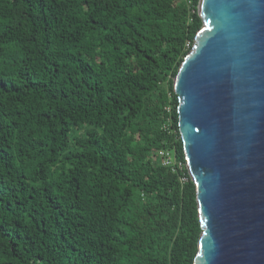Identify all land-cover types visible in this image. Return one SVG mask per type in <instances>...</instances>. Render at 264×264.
<instances>
[{
  "label": "trees",
  "instance_id": "obj_1",
  "mask_svg": "<svg viewBox=\"0 0 264 264\" xmlns=\"http://www.w3.org/2000/svg\"><path fill=\"white\" fill-rule=\"evenodd\" d=\"M199 3L0 0V264H194L196 186L157 153L187 163Z\"/></svg>",
  "mask_w": 264,
  "mask_h": 264
},
{
  "label": "water",
  "instance_id": "obj_2",
  "mask_svg": "<svg viewBox=\"0 0 264 264\" xmlns=\"http://www.w3.org/2000/svg\"><path fill=\"white\" fill-rule=\"evenodd\" d=\"M174 80L202 234L194 264H264V0H200Z\"/></svg>",
  "mask_w": 264,
  "mask_h": 264
},
{
  "label": "built area",
  "instance_id": "obj_3",
  "mask_svg": "<svg viewBox=\"0 0 264 264\" xmlns=\"http://www.w3.org/2000/svg\"><path fill=\"white\" fill-rule=\"evenodd\" d=\"M157 156L164 167L172 168L175 171H183L185 169L184 163L176 161L175 154L171 151L166 149L159 150ZM181 181L185 183L186 178H182Z\"/></svg>",
  "mask_w": 264,
  "mask_h": 264
}]
</instances>
